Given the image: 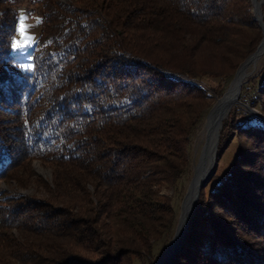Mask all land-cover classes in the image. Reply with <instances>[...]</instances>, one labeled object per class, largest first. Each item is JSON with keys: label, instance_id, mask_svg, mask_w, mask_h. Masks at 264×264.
Wrapping results in <instances>:
<instances>
[{"label": "trees", "instance_id": "1", "mask_svg": "<svg viewBox=\"0 0 264 264\" xmlns=\"http://www.w3.org/2000/svg\"><path fill=\"white\" fill-rule=\"evenodd\" d=\"M27 3L39 5L42 31L22 72L11 42ZM252 9L251 0H0V118L15 124L0 119V182L29 188L34 160L52 171L43 195L0 206V264L152 256L176 220L162 192L183 180L193 130L263 39ZM240 102L261 117L236 106L224 121L218 160L235 142L233 165L203 191L172 264H264V73L244 82Z\"/></svg>", "mask_w": 264, "mask_h": 264}, {"label": "rangeland", "instance_id": "2", "mask_svg": "<svg viewBox=\"0 0 264 264\" xmlns=\"http://www.w3.org/2000/svg\"><path fill=\"white\" fill-rule=\"evenodd\" d=\"M60 2L62 4H66L69 2V0H60ZM262 12H263V22H264V10L263 9H262ZM21 26H23V29H24L23 33L20 31ZM41 31H42V28H41V17L39 13V5L37 3H27V4L20 5L18 8V25H17L16 33L14 34L12 38L11 51H12V56L14 57V64L22 72H31L32 70L31 54L38 47V42H39ZM262 35H263V32H262ZM13 44H16L18 46L14 48ZM262 72L264 73V54L260 57V59L257 61L255 66L252 65L247 70L246 73H248L249 77L247 76L248 78L246 79V81L254 79L255 77L261 74L263 75ZM230 86H231V83L226 88V92L224 94L228 92ZM221 98L215 99L212 108L218 103V101ZM243 108L245 107L243 106ZM248 109L250 110V113L253 114L255 117L257 118L261 117L260 114L256 110L251 109L250 107H248ZM206 117L202 118V120L198 123L197 127L192 132L191 143H190V148H189L190 163H189V168L183 180L178 184L175 191L164 190L162 192V194H164L171 201L172 205L175 208L176 220H175L174 226L160 242L155 244L151 257H149L148 259L145 258L144 260L137 259L134 261V264H157L175 237L177 227L179 224V220L181 217L182 204L188 192L190 183L193 179L194 170L198 163L200 154L204 146L205 134H206V131H205ZM8 118L12 120L13 123H11L12 121L8 120ZM0 119H4L5 121L4 123H2L3 125H1V127L6 126L8 128H13L15 126L14 119H12L11 116L9 117V115L6 118L1 117ZM223 128H224V124H223ZM220 140H221V134H220ZM219 147H220V142H219ZM235 150H236V143L234 142L220 160H218V156H217V161H216L217 169H216L215 174L218 176L216 179H222L225 176H227V174L229 173L233 165ZM218 155H219V148H218ZM29 165H30V168L28 167L27 168L30 169L31 176L33 175V180H31L32 185L29 188H21L20 186L18 187V185L15 182L14 183H10L8 181L0 182V206L6 207L7 206L6 200L16 195L33 196L37 194L39 196V195L44 194V186L40 184V180L46 183H50L51 178H52V171L50 167L44 165L41 161H38V160L32 161ZM24 169L27 170L26 168ZM21 172L22 171H20L19 174ZM24 173H27V172H24ZM21 177L24 179V177L27 178V175L22 174ZM212 179H211V182L208 184V186L202 190L200 199L198 202V206L200 204L203 191L206 189L208 192L214 186V183H212ZM198 206H197V209H198ZM197 209L192 214L190 218V223H191V220L194 218ZM189 231H190V225H189ZM13 233H15V230L13 231Z\"/></svg>", "mask_w": 264, "mask_h": 264}, {"label": "water", "instance_id": "3", "mask_svg": "<svg viewBox=\"0 0 264 264\" xmlns=\"http://www.w3.org/2000/svg\"><path fill=\"white\" fill-rule=\"evenodd\" d=\"M251 1L253 5L254 20L259 24L264 36L262 12L264 0ZM263 54L264 37L256 52L249 56L245 62L240 65L233 81L231 82L228 92L224 94V96L207 115L204 146L195 167L193 179L182 204L181 217L175 237L157 264H172L177 254L183 250L184 243L186 242L189 233L190 218L197 209L202 190L211 182V179L215 175L217 169L216 161L218 156L220 134L223 129L224 121L235 106H244L240 102V98L242 95L243 84L248 76L246 72L252 65H256L257 61ZM232 90L234 91L232 96L227 97ZM244 107L249 110L248 107Z\"/></svg>", "mask_w": 264, "mask_h": 264}, {"label": "snow or ice", "instance_id": "4", "mask_svg": "<svg viewBox=\"0 0 264 264\" xmlns=\"http://www.w3.org/2000/svg\"><path fill=\"white\" fill-rule=\"evenodd\" d=\"M20 31L23 33V31H24V29H23V26H21V29H20ZM18 45H16V44H13V47L15 48V47H17Z\"/></svg>", "mask_w": 264, "mask_h": 264}, {"label": "bare ground", "instance_id": "5", "mask_svg": "<svg viewBox=\"0 0 264 264\" xmlns=\"http://www.w3.org/2000/svg\"><path fill=\"white\" fill-rule=\"evenodd\" d=\"M246 74L248 75V73H246ZM248 77H249V76H248ZM248 77H247V78H248ZM247 78H246V79H247ZM233 92H234V91H233ZM233 92H231L227 97H231Z\"/></svg>", "mask_w": 264, "mask_h": 264}]
</instances>
